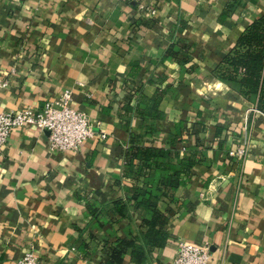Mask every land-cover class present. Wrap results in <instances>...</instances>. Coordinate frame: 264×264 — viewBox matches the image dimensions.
Wrapping results in <instances>:
<instances>
[{
    "label": "crops",
    "instance_id": "1",
    "mask_svg": "<svg viewBox=\"0 0 264 264\" xmlns=\"http://www.w3.org/2000/svg\"><path fill=\"white\" fill-rule=\"evenodd\" d=\"M263 17L264 0H0V111L69 91L97 125L71 153L13 131L0 264H173L180 241L264 264V82L226 64Z\"/></svg>",
    "mask_w": 264,
    "mask_h": 264
},
{
    "label": "built area",
    "instance_id": "2",
    "mask_svg": "<svg viewBox=\"0 0 264 264\" xmlns=\"http://www.w3.org/2000/svg\"><path fill=\"white\" fill-rule=\"evenodd\" d=\"M139 4L145 0H121ZM6 83L0 76V88ZM71 93L65 92L58 102H45L37 110L26 108L18 112L0 111V156L14 130L37 126L42 132L48 133L51 150L58 153L77 152L79 148L97 135V125L84 112L70 106ZM253 112L259 113L257 109ZM247 123V122H246ZM245 123V137L240 148L231 153V157L243 160L248 155V125ZM228 176H221L220 180ZM211 248L208 244H194L180 241L177 244L173 264H208ZM17 264H42L32 252L26 253Z\"/></svg>",
    "mask_w": 264,
    "mask_h": 264
},
{
    "label": "trees",
    "instance_id": "3",
    "mask_svg": "<svg viewBox=\"0 0 264 264\" xmlns=\"http://www.w3.org/2000/svg\"><path fill=\"white\" fill-rule=\"evenodd\" d=\"M240 46L247 48V52L236 51L228 57L226 64L234 68V74L245 68L246 78L244 77L242 82L250 92H255L260 82H264V17L245 32ZM221 77L224 76L221 74Z\"/></svg>",
    "mask_w": 264,
    "mask_h": 264
}]
</instances>
